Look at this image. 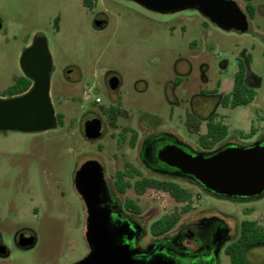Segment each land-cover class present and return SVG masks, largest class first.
<instances>
[{
    "label": "rangeland",
    "instance_id": "1",
    "mask_svg": "<svg viewBox=\"0 0 264 264\" xmlns=\"http://www.w3.org/2000/svg\"><path fill=\"white\" fill-rule=\"evenodd\" d=\"M92 1L90 9L83 0H0V94L22 74L23 51L42 37L52 64L50 99L55 114L63 115L62 124L47 130H0V210L8 205L29 208V195L46 200L52 196L57 208L53 222L35 224L38 243L24 252L13 251L2 264H73L87 255L86 209L73 182L75 171L87 160L100 163L121 205L125 196L138 200L142 213L135 219L149 238L151 222L177 204L156 190L139 197L131 189L125 195L114 193V176L124 161L144 175L175 176L154 152L147 155L148 142L154 137L177 139L187 151L205 153L198 140L205 132L203 118L213 110L214 119L228 129L226 139L213 150L264 141V0H251L253 18L244 2L235 0L247 16L246 32L221 29L193 8L158 13L131 0ZM239 59L246 65V84L255 90L252 102L235 108L198 107L201 93L231 90ZM112 76L119 80L115 90L108 86ZM88 87L92 92L86 100ZM112 106L127 111L117 117L116 127L106 113ZM93 117L101 121L104 133L88 140L83 125ZM124 126L138 132L133 148L129 134L117 146ZM252 128V137H241ZM180 182L200 199L171 232L199 217L223 220L230 237L217 250L215 264H232L225 248L238 236L243 220L264 224V193L250 199L227 198L193 182ZM246 259L248 264H264V245L250 248Z\"/></svg>",
    "mask_w": 264,
    "mask_h": 264
},
{
    "label": "water",
    "instance_id": "2",
    "mask_svg": "<svg viewBox=\"0 0 264 264\" xmlns=\"http://www.w3.org/2000/svg\"><path fill=\"white\" fill-rule=\"evenodd\" d=\"M131 1L158 13L193 8L221 29L248 30L247 16L235 0ZM19 64L32 84L21 94L0 96V130L40 131L54 127L56 114L49 93L52 64L44 38H36L23 51ZM118 84L116 76L109 78L111 90ZM103 131L97 118L83 125L88 140L100 138ZM156 159L172 169L173 175L193 179L214 195L241 199L264 193V143L259 141L248 146L227 145L209 154L189 152L180 144L168 142L158 148ZM74 183L87 208L85 238L90 250L73 264H177L156 243L146 249L131 246L129 241L137 236L140 228L122 217L121 208L114 216L112 207L116 205L99 162L85 161L77 170ZM228 232V228L219 230L218 249Z\"/></svg>",
    "mask_w": 264,
    "mask_h": 264
},
{
    "label": "trees",
    "instance_id": "3",
    "mask_svg": "<svg viewBox=\"0 0 264 264\" xmlns=\"http://www.w3.org/2000/svg\"><path fill=\"white\" fill-rule=\"evenodd\" d=\"M245 4V11L250 18L255 15V7L251 0H242ZM83 4L92 9V0H83ZM58 18L55 19V28H58ZM246 79V65L241 59L238 60V69L233 76L231 90L223 95L221 105L235 108L244 106L252 102L255 97V90L248 86ZM32 84V81L25 76H20L9 85L4 96H14L25 92ZM218 87H220L218 85ZM217 90V89H216ZM109 122L112 127H116V119L120 115H126L127 111L119 106H112L106 110ZM59 124L63 123V115H57ZM195 125H193L194 127ZM196 128V126H195ZM254 128L248 134L241 137H252ZM129 134V145L135 147L138 141V132L129 126H124L118 133L117 146L121 147ZM228 134L226 124L221 120L212 118L207 123L206 132L199 136L198 144L206 153L214 151L217 143L225 140ZM186 180L199 185L190 178L168 176L144 175L141 170L129 161H124L123 168L117 170L113 180V191L119 195H125L131 189L137 197L145 194L148 190H156L169 194L177 206L168 213L161 215L149 225L148 232L152 237H160L171 232L182 219L184 214L194 209V204L200 199V195L190 188L184 186L180 181ZM200 186V185H199ZM203 190L204 188L200 186ZM122 208L130 215L136 217L142 213V207L137 199L125 196L122 201ZM264 245V224L257 220H243L239 226L238 236L230 242L225 253L229 256L232 264H248L246 259L247 251L255 246Z\"/></svg>",
    "mask_w": 264,
    "mask_h": 264
},
{
    "label": "flooded vegetation",
    "instance_id": "4",
    "mask_svg": "<svg viewBox=\"0 0 264 264\" xmlns=\"http://www.w3.org/2000/svg\"><path fill=\"white\" fill-rule=\"evenodd\" d=\"M20 76L25 75L22 72V74L17 76L15 79ZM251 79L252 78L248 79L249 83H252ZM5 90L2 94H0V96L8 97L3 95L5 94ZM224 94L226 93H220L219 90L216 89L208 90L207 92L201 93V95H199V99L197 98V106L200 108H205L212 107L214 105L213 107L215 109L218 105H221V99ZM196 96L198 97V95ZM194 98L195 97H192V99ZM211 102H213V104ZM215 115L216 112L215 110H213L211 113H209L206 117L203 118V120L205 121V132L207 128V123L212 118H214ZM56 124H59L57 115ZM168 142H174L184 146L177 139L164 140L161 137H154L148 142L146 151L147 155L150 156V154L154 152L156 156V151L158 150V148ZM259 142L264 143L263 140H260ZM206 152L207 151H205L204 154H207ZM77 170L73 175V182ZM110 192L112 193L113 200L116 205V208L112 207L113 212L115 213V211L121 208L122 211H120V213L122 217L128 219L130 222H132V224L140 228V231L137 236H135L132 240L129 241L131 246L146 249L152 243H156V245L158 247H162L163 252L170 255L175 260V262H177V264H215L218 249L217 247L219 245L217 242L219 230L221 228H228L229 232L226 235L225 239H228L230 237V228L227 223L223 220L218 219L216 217H199L197 219L189 221L185 225L178 226L176 231L174 232H169L168 234H165L160 237L151 236L148 238L143 225L135 219L136 217L125 213L122 208V205L118 202L117 197L113 194L111 190ZM50 197V200L53 199L52 196ZM50 200H46L45 197L43 199L40 196L33 197L32 195H29L28 201L31 202L29 208L26 209V204L19 205L18 207L8 205L7 207H4L2 211L0 210V264H2L3 261L6 260L12 254L13 251H18L19 253L24 252L33 248L38 243V235L36 232V228L34 227L35 224H39V222H43V220L53 222L57 218V208L53 200ZM85 209L86 232L88 216L86 205ZM116 215L117 214L115 213L114 216ZM89 250L90 249L88 246V252Z\"/></svg>",
    "mask_w": 264,
    "mask_h": 264
},
{
    "label": "built area",
    "instance_id": "5",
    "mask_svg": "<svg viewBox=\"0 0 264 264\" xmlns=\"http://www.w3.org/2000/svg\"><path fill=\"white\" fill-rule=\"evenodd\" d=\"M91 92H92V89L90 87H88V89L83 93L84 99L89 100L90 96H91ZM99 101H100V99L97 97L95 99V102H99Z\"/></svg>",
    "mask_w": 264,
    "mask_h": 264
},
{
    "label": "crops",
    "instance_id": "6",
    "mask_svg": "<svg viewBox=\"0 0 264 264\" xmlns=\"http://www.w3.org/2000/svg\"><path fill=\"white\" fill-rule=\"evenodd\" d=\"M229 91H230V90H229ZM229 91H228V92H229Z\"/></svg>",
    "mask_w": 264,
    "mask_h": 264
}]
</instances>
